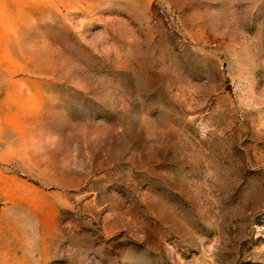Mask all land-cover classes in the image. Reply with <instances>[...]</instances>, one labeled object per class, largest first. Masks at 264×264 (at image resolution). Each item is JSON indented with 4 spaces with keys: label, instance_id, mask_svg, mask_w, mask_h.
I'll use <instances>...</instances> for the list:
<instances>
[{
    "label": "rangeland",
    "instance_id": "obj_1",
    "mask_svg": "<svg viewBox=\"0 0 264 264\" xmlns=\"http://www.w3.org/2000/svg\"><path fill=\"white\" fill-rule=\"evenodd\" d=\"M0 264H264V0H0Z\"/></svg>",
    "mask_w": 264,
    "mask_h": 264
}]
</instances>
